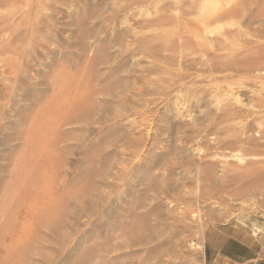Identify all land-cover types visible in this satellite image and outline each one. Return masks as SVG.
<instances>
[{
	"label": "rangeland",
	"instance_id": "rangeland-1",
	"mask_svg": "<svg viewBox=\"0 0 264 264\" xmlns=\"http://www.w3.org/2000/svg\"><path fill=\"white\" fill-rule=\"evenodd\" d=\"M0 22V201L21 178L24 205L0 264L264 258V0H6Z\"/></svg>",
	"mask_w": 264,
	"mask_h": 264
},
{
	"label": "bare ground",
	"instance_id": "bare-ground-1",
	"mask_svg": "<svg viewBox=\"0 0 264 264\" xmlns=\"http://www.w3.org/2000/svg\"><path fill=\"white\" fill-rule=\"evenodd\" d=\"M4 4V3H6V0H0V5L1 4ZM210 5H212V3L210 4ZM216 5V4H215ZM205 8H207V6L205 7ZM209 8H210V6H209ZM215 8V7H214ZM214 8H210L209 10H208V8H207V10H208V12H207V15L206 16H208V14L209 15H211V17H213V16H215V15H213L214 13H215V10H214ZM217 8V7H216ZM206 10V11H207ZM204 13V12H203ZM202 13V14H203ZM201 14V15H202ZM213 15V16H212ZM205 16V15H204ZM205 16V17H206ZM202 18V17H201ZM216 20V19H215ZM4 21H6V20H4ZM209 20L207 19V22H208ZM211 21V20H210ZM2 22V21H1ZM1 22H0V24H1ZM4 23V22H3ZM212 23V22H211ZM9 24V23H8ZM196 24H197V26L200 28H203V26L205 27L206 26V19H204V18H202V19H200V20H197V22H196ZM5 25V24H4ZM200 28V29H201ZM2 29V28H1ZM7 29H8V26H7ZM12 29V28H11ZM10 29V30H11ZM14 30V29H13ZM204 30V29H203ZM202 30V31H203ZM5 31V30H4ZM3 31V32H4ZM2 32V33H3ZM197 35V34H196ZM198 37V36H197ZM227 40V39H226ZM225 40V41H226ZM213 41H215V40H213ZM223 41V40H222ZM212 42V41H211ZM210 42V43H211ZM185 43L187 44V46H190L191 44H188V41H185ZM185 43H184V45H185ZM207 43V42H206ZM209 43V44H210ZM212 44V43H211ZM214 44V43H213ZM186 46V45H185ZM211 46V45H210ZM174 47V46H173ZM212 47H214V45L212 46ZM259 57H261V56H259ZM252 58V57H251ZM255 58V57H254ZM252 60V59H251ZM257 60V59H256ZM260 60V59H259ZM263 60H264V58H263ZM262 60V61H263ZM255 62V61H254ZM256 63V62H255ZM247 64V63H246ZM247 67V66H246ZM58 109H60V108H58ZM61 110V109H60ZM58 112V111H57ZM57 112H56V114H57ZM60 112H58V114H59ZM55 114V115H56ZM55 117H58L57 115L55 116ZM53 119L55 120L56 118H54L53 117ZM53 119H51V120H53ZM57 120V119H56ZM58 121V120H57ZM56 121V122H57ZM54 122V121H53ZM53 122H52V124L50 125L52 128L51 129H53L54 131H56V129H55V126L56 125H54L53 124ZM56 122H55V124H56ZM50 123H51V121H50ZM49 124V123H48ZM34 124L32 123V126H33ZM58 125V124H57ZM33 127H35V125L33 126ZM47 127H49V126H47ZM57 127V126H56ZM58 128V127H57ZM47 129V128H46ZM51 129L49 130V132L51 133ZM31 131H32V129H30ZM33 130H35V133L37 132L36 131V129H33ZM57 131H58V129H57ZM34 132V131H33ZM35 133L34 134H32V133H30L29 135L31 136V138H32V136H34L35 135ZM47 132H45V134H46ZM49 133V134H50ZM55 133H57V132H55ZM51 135H52V133H51ZM53 135H54V133H53ZM52 135V136H53ZM35 137L37 138L38 136H36L35 135ZM45 138V137H44ZM43 138V139H44ZM40 139V138H39ZM33 141H34V139H32ZM40 140H42V139H40ZM33 141H31V142H33ZM36 141V140H35ZM47 140H43V142L45 143ZM49 141V140H48ZM47 141V142H48ZM38 142V141H37ZM43 142H41V144L43 143ZM50 142V141H49ZM36 143H34V145H35ZM49 144V143H48ZM46 145H47V143H46ZM46 145H44V146H46ZM37 146V145H36ZM40 147V146H39ZM46 147H48V146H46ZM37 148V147H36ZM41 148H42V146H41ZM40 148V149H41ZM39 149V148H38ZM37 149V150H38ZM44 150V149H43ZM259 163V162H258ZM257 169V168H256ZM255 169V170H256ZM244 172V171H243ZM251 172H252V170H251ZM13 174V173H12ZM16 174V173H15ZM15 174H13V177L11 176V179L14 181V179H16V177L18 176V175H15ZM240 180V179H239ZM245 180V179H244ZM18 181H19V184H17V186L18 185H20V183L23 181V179H21V178H18ZM43 185V184H42ZM11 187V188H9V189H7V191H5L4 193H3V195H2V199H1V201H0V211H1V213H3V212H5V211H7V210H9V207H10V209L11 208H16V210L19 212L20 211V209L24 206V205H15V196H17V194H19V190H20V186L19 187ZM20 195V194H19ZM26 195V194H25ZM32 197V196H31ZM28 199V198H27ZM38 198L37 197H35L34 198V201L29 205V207L28 208H26L25 209V214H29V213H32V214H35V215H37L38 214V217L39 216H41V214H42V216L43 215H45L44 213H43V209L41 208V207H39V206H37L36 205V201L35 200H37ZM16 200H20V199H16ZM24 200H25V198H24ZM27 203V202H26ZM30 203V202H29ZM25 208V207H24ZM50 212V211H49ZM45 213H47V212H45ZM29 216V215H28ZM33 216V215H32ZM48 216H50V215H48ZM27 218V217H26ZM33 218V217H32ZM44 218V217H43ZM46 218V217H45ZM48 218V217H47ZM18 218H16V220H17ZM36 219V218H35ZM38 219V218H37ZM40 219H41V217H40ZM33 220V219H32ZM44 220V219H43ZM40 221V220H39ZM38 221V222H39ZM41 222V221H40ZM26 223V222H25ZM35 223H37V221H35ZM27 224V223H26ZM29 224L31 225V223L29 222ZM14 225V224H13ZM21 229H23V231L24 230H26L27 229V226L24 224V225H22V228ZM14 230V229H13Z\"/></svg>",
	"mask_w": 264,
	"mask_h": 264
},
{
	"label": "crops",
	"instance_id": "crops-1",
	"mask_svg": "<svg viewBox=\"0 0 264 264\" xmlns=\"http://www.w3.org/2000/svg\"><path fill=\"white\" fill-rule=\"evenodd\" d=\"M236 251H232L228 247H220L217 251L213 250L210 252L206 251L204 261L207 264H229V263H237L244 261H253L254 264H264V258L260 260H256L253 258L252 253L247 255V252H250L248 246L244 245L242 242L239 243ZM247 248L248 250H246ZM247 251V252H246Z\"/></svg>",
	"mask_w": 264,
	"mask_h": 264
}]
</instances>
